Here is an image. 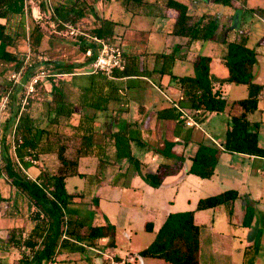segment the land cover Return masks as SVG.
<instances>
[{"label":"crops","instance_id":"obj_1","mask_svg":"<svg viewBox=\"0 0 264 264\" xmlns=\"http://www.w3.org/2000/svg\"><path fill=\"white\" fill-rule=\"evenodd\" d=\"M66 1L53 0L52 2L49 0V7L52 9L53 5ZM72 1L76 0H70V2ZM165 1L144 0L140 5L132 3L128 6H125L121 0H78L74 2L76 7L86 10V14L77 24L82 23L93 28L101 25L103 20L112 21L113 37L120 38L126 56L127 72L123 75L117 76L115 74L113 77H109L93 73L91 71L92 48L83 51L74 37L75 41L67 42L53 38L47 33L44 36L42 48L45 50L46 67L50 73L46 80L45 75L40 76L38 82L41 86V96L33 99L31 106H28L26 111L34 118L37 125L43 128L48 121L50 112L48 101L52 97V92L56 87L61 88L67 101L74 105V113L69 118L70 122L74 125L80 124L78 131L75 127L72 131L77 132L80 137L85 134L91 138L85 148L86 154L81 156L79 161V171L86 174L87 177L76 176L80 179L89 180L92 185L95 182L100 183L103 189L101 187L95 194H98L96 197L101 200L106 194L120 195L124 189L142 194L153 190L154 192L162 190L170 183L168 180L172 176H179L178 180L184 181L187 175L193 174L188 169L198 143L205 141L206 137H212L211 140L220 145V142H217L210 133L208 134L204 125L210 121L212 114L221 112H207L199 115L197 120L189 103L182 97L178 83L172 77V73L178 76L193 74L194 60L197 55L203 54L212 57L210 62L211 73L218 78L226 77L228 70L224 63L223 53H218L222 45L215 39L188 42L187 37L173 34L174 18H171L173 20L171 27L164 28L157 25L155 23L156 18L165 16ZM236 1L239 2L237 4H244V7L257 13H261L262 9L264 10V7L260 5L248 6L247 1ZM157 8L158 13L163 15L157 16ZM31 9L36 19H42V12H40L37 2L32 5ZM126 12L129 14L125 18L124 13ZM189 13L194 16L206 14V12L201 14ZM42 25L45 24L42 22ZM218 33L221 35L220 39L226 37L229 40L239 39L241 36L247 37L248 35V31H240L227 26L221 19ZM88 39L90 38L88 37ZM155 43L156 47H160L158 43L160 45L163 43L161 51L154 50ZM160 52L172 53V62L169 63L170 58H157L156 54ZM216 55L221 58L218 63L215 62L218 58ZM61 63L69 65V71L61 70ZM0 64H2L0 72L5 73L10 69L14 70L13 62L0 61ZM258 83L264 85L262 82ZM232 84L236 83L221 85L222 92L229 102L223 112H228L229 117L240 114L242 108L238 100L247 96L246 85L238 84L241 88L238 91L239 94L231 98L229 91L233 88ZM262 103H264V91L259 102L260 110ZM174 109L184 111L183 120L172 117ZM250 114L253 112L248 115L250 120L260 122V133L261 120L251 119ZM63 119L67 120L64 117ZM189 120H191L190 124L187 123ZM192 121H196L197 124ZM229 122H227L225 131ZM65 130L71 132L69 127ZM116 136L125 141L121 139L116 144ZM127 139H129V143L126 141ZM128 151L131 152L132 159L128 156ZM159 152L163 155H160ZM178 157H183L184 160L178 161ZM221 159L226 161L231 176L230 179L227 176H222L215 167L214 173L217 177H221V180L230 181L222 191L234 188L238 190L239 196L233 202L231 214L227 205L195 210L194 219L200 226V264H264V259L261 257L264 228L260 225L261 218L264 222V157L221 150L217 163H220ZM176 162L178 166L176 172L165 175L159 186L151 185L142 175L148 166H154L155 173H161L164 167L173 166ZM153 163L154 165H152ZM42 164L44 169L48 168L46 160ZM27 172L32 176L30 171L27 170ZM0 176V182L3 183L5 179L8 180L5 175ZM74 186L76 187V184ZM73 192L85 193L83 198L78 199L87 204L88 209L94 207H91L88 200H85L89 192L93 194L91 189L87 191V188H84V190ZM173 201L170 200L171 203ZM6 202L8 207L10 202L8 200ZM197 202L192 209L196 208ZM250 203L254 207V215L251 223L245 226L243 219L246 207ZM141 207L142 209L136 212L138 215L132 217V210L126 206H121L116 212L117 221L112 220L110 223L114 226V230L117 225H120V228L125 230L126 235L131 240L132 231L128 232L127 230L129 228L133 230L131 226L135 222L139 223L138 229L143 228L145 230L146 223L151 222L153 230L147 231L152 232L155 238L157 230L164 223L169 213L185 211H172L164 206V212L157 214L155 206L154 208L149 206L147 209ZM220 208L225 210L227 221L230 224L243 228L241 236L234 233L233 236H236L234 238L231 235H225L223 232L215 231L214 222L216 218L210 220L208 217H203L206 216L204 214H207L204 212L210 210L214 214ZM101 215L103 216L102 210L95 215L96 222L93 224H106L101 219ZM158 216L160 217V224L155 223V217ZM32 226L33 223L30 220L20 223L18 216L0 208V264H15L20 257L19 249L6 240L9 230L22 229L23 235L26 236ZM114 230L110 237L100 239L95 246L84 244L86 248L83 252L66 250L57 254L56 261L52 264H98V261L90 256L91 249L103 252L107 264H115L122 257H136L138 251L148 246L154 239L152 238L143 248L119 254L110 251V246L117 244ZM154 259L161 260L162 264H167L160 258ZM137 263L138 260L134 264Z\"/></svg>","mask_w":264,"mask_h":264},{"label":"trees","instance_id":"obj_2","mask_svg":"<svg viewBox=\"0 0 264 264\" xmlns=\"http://www.w3.org/2000/svg\"><path fill=\"white\" fill-rule=\"evenodd\" d=\"M213 1L225 5L232 2V0ZM74 2H61L53 5L52 9L49 7V0H40L38 5L42 15L51 10L50 18L60 28H64L63 22L77 24L86 14L85 8L76 7ZM121 2L125 6L132 3L140 5L144 0H121ZM164 9L165 15L170 11V16L174 17L173 34L187 37L188 42L215 39L222 45V56L228 70L226 77L214 76L210 66L212 57L203 54L195 58L193 74L178 76L172 73L182 97L189 103L197 120L201 114L226 110L229 102L222 92V84L234 82L245 84L247 88V96L238 100L242 108L241 112L230 117L220 145L212 140L200 141L191 157L188 171L203 178L210 176L215 170L221 150L264 157V146L259 142L260 122L252 121L248 117L249 113L259 109L264 91V85L255 80L256 49L247 44L246 36L234 40L226 37L220 39L221 35L218 33L220 18L215 14L194 16L188 12L187 4L179 0H166ZM16 16H19V23L16 22L18 28L11 23ZM0 19H2L0 61L13 62L15 71L22 68L19 82L0 80V98L8 94L12 103L11 107L9 104L8 115L3 118L2 126L0 125L2 130L0 175H5L16 192L27 200V216L33 223L26 236L23 235L22 229L14 228L9 230L6 240L20 251V257L15 264H52L56 261L57 254L63 251L83 252L86 248L84 244L95 246L100 239L110 237L114 226L110 223L93 224L84 220L87 217L82 216L81 212L84 202L78 198H83L85 193L68 190L69 177L76 175L87 177L79 171V161L81 156L86 154L85 148L91 138L85 134L80 137L77 132L72 131L73 127L78 131L80 124L74 125L70 122L74 105L67 101L61 88L56 87L52 92V97L48 101L49 117L43 128L37 125L28 111L20 112V100L25 93L27 82L37 73L35 67L47 65L46 61L41 60L39 63L32 61V55L30 62H25L28 53L34 56V53L42 48L45 36L42 22L33 16L28 0H0ZM10 23L13 28L8 31ZM111 23L109 19L103 20L101 25L90 28L88 33L114 41L116 38L113 37ZM26 26L28 33L24 31ZM76 43L83 51L92 48V60L97 57L99 48L95 41L81 36ZM156 57L170 58L168 60L170 63L173 54L160 52ZM68 66L61 63V70L69 71ZM126 72L125 67L123 71H116L115 74L119 76ZM0 75H4V72H0ZM32 100L30 97L29 105ZM182 114L184 113L180 109H174L172 117L183 120ZM67 127L71 132L65 130ZM10 129L13 132V152L10 141L6 140V132ZM121 139L124 140L116 136V144ZM126 141L129 143V139ZM27 156L35 158L38 162L26 160ZM49 156L54 157L55 165L53 168L48 166L44 169L42 163L45 157ZM128 156L132 159L130 151ZM183 160V157H178V161ZM177 167L176 162L173 166L164 167L161 173L142 175L151 185L159 186L164 176L176 172ZM238 196V190L230 188L200 198L195 209L169 213L152 242L138 251L136 261L139 258L150 257L160 258L167 264H200V226L194 219L195 210L227 205L231 214L233 202ZM3 199L0 193V201ZM6 211L15 216L23 214L18 208L11 206ZM253 215L254 208L248 204L243 225L248 226ZM145 228L151 231L153 224L147 222Z\"/></svg>","mask_w":264,"mask_h":264},{"label":"rangeland","instance_id":"obj_3","mask_svg":"<svg viewBox=\"0 0 264 264\" xmlns=\"http://www.w3.org/2000/svg\"><path fill=\"white\" fill-rule=\"evenodd\" d=\"M40 0H28V4L30 8H32V5H34L36 2L39 3ZM55 1V0H54ZM187 3L189 12L201 14L203 12L206 13H213L216 16L220 17L222 22L226 23L227 26H231L237 30L240 31H248V39L247 44L257 51V63L255 65L254 73H255V80L257 82L264 83V10L262 9L261 13H257L255 11H252L243 5L237 4L236 0H232L231 4L225 5L218 2H214L213 0H182ZM195 1V2H194ZM242 2H248V6H263L264 7V0H240ZM53 2V0H52ZM66 2H70L67 0ZM159 8V7H158ZM156 9L157 16L163 15L162 13H158L159 10ZM158 10V11H157ZM116 11H114L115 13ZM170 12V11H169ZM168 12L167 15L162 17H157L155 20V23L157 25H160L164 28H168L172 26V19L173 16H170V13ZM116 14V13H115ZM129 13H124L125 18L127 17ZM51 10L45 14L42 15V19H39L41 22H43L45 25L42 26L45 33H47L49 36L53 38H58L62 41H75L71 34L67 31V28H60L55 21H53L50 18ZM19 16H16L14 19L11 20V23H15V28L17 27L16 22L19 23V20H17ZM28 18V16H27ZM28 22V19H27ZM10 23V24H11ZM12 24L9 25L8 31L12 27ZM80 27L85 32H89L90 28L89 25L79 23ZM18 28V27H17ZM27 26L25 27L24 31L27 32ZM28 33V32H27ZM81 37V36H80ZM86 39H88L87 36H82ZM79 37L76 38L78 40ZM182 39V37H181ZM160 47H156V43L154 44V50L161 51L163 47V43L160 45ZM144 47V46H143ZM150 49V47H149ZM44 48H41L39 52H33L32 55V61H35V63H39L41 61L37 53H45ZM218 53H223V51L220 50ZM218 56V55H216ZM26 60V59H25ZM221 58L218 56V58L215 60L216 63L220 62ZM2 64H0V71H1ZM45 70V80L47 79L48 74L50 73V70L44 66V65H37L35 67V71L37 74L42 70ZM227 69V68H226ZM15 70L10 69L7 72L4 73V75H0V80L6 81V82H12L9 80L10 75ZM42 77V76H41ZM40 79V78H39ZM38 79V81H40ZM37 81L35 85V91L31 95L32 99L37 98L38 96H41V86L40 83ZM233 88L229 91L230 97L237 96L238 91L240 88V85L238 84H232ZM243 87V85H241ZM28 88V83L25 86V90ZM24 95V94H23ZM12 106V103H10V107ZM31 105H29L30 107ZM10 110V109H9ZM38 113V112H37ZM251 119H258L261 120V129L259 133V140L261 146H264V103L261 104V110H256L253 112V114H250ZM230 117L228 112H221L219 114H212L210 121L206 122L204 127L208 134L210 133L217 142H221V140L224 138L225 135V128L227 126V122H229ZM2 126V125H1ZM2 133V130H0V135ZM12 129L6 132V140L7 142L10 141L11 143V152H13V135H12ZM212 138V137H211ZM211 138L206 137V142H211ZM160 153V152H159ZM163 155V153H160V155ZM48 162V166L51 168L55 165V160L53 156H49L48 158L44 159ZM236 160V159H235ZM218 162V161H217ZM154 165V163L152 164ZM217 171H220V174L222 176H227L228 179H230V168L228 167L226 161L223 159L220 160V163H217L216 166ZM215 171V170H214ZM154 166L153 167H147L145 171H143V175L145 174H154ZM2 175V174H1ZM1 177V176H0ZM5 179V178H4ZM179 176H172L169 177L168 185L162 190L152 192H144L142 193H134L131 192V190H125L120 195L119 194H106L103 199H98L95 193L100 190L102 187L100 183L95 182L93 185L89 180L86 179H80L78 176H72L68 178L67 180V187L70 192L73 191H80L84 190V188H87V191L93 192V194H90V192L87 194V199L89 202V205L93 207L92 209H88L85 204L83 206L82 210V216L85 217L84 220L87 222H96L95 215L97 212L99 213L100 210L103 211V216L101 215V219L105 223H112V220H116V212L120 209L121 206H126L127 208H130L132 210V217H136L138 214V210L142 209L141 206H143L145 209H147L149 206H152L154 208L156 213H163L164 212V206L168 208V210L176 211V210H189L194 207L196 202L200 197H206L210 196L216 193L221 192L229 183V180H221V177H217L216 174L213 172L210 176L206 178H200L196 176L195 174H189L185 177L184 181L178 180ZM76 184V187L74 186ZM103 189V187L101 188ZM0 193L4 197L3 201L0 203V208L2 210H7L10 206L13 208H18L19 211H21L23 214L18 216L20 218V223H23L26 220H29L27 213V200L20 196L15 188L10 184L8 180L5 179V181L2 183L0 182ZM6 194V195H5ZM128 199V200H127ZM9 201V206L7 207V202ZM101 200V201H100ZM170 200H174L173 203L170 202ZM164 205V206H163ZM249 205H252L250 203ZM253 206V205H252ZM87 208V209H86ZM254 208V207H253ZM105 212V213H104ZM207 214H204L210 218H216L214 222V230L223 232L225 235L233 236V234H237L238 236H241L242 229L240 226L235 227L232 224H230L227 221L226 212L223 208H220L219 210H216V213L213 214L210 210L208 212H204ZM103 217V218H102ZM143 218V214H142ZM23 221H22V220ZM100 219V220H101ZM101 220V221H102ZM160 220V217H155V223L158 224ZM211 222V221H210ZM160 224V223H159ZM262 227L264 228V222L263 218H261ZM133 230L129 228L127 230L128 232L132 231V239L130 240L128 236L125 233V230L120 225H117L115 227V233H116V242L117 244H113L110 246V251H113L115 253L119 254H125L129 250L130 251H136L140 248H143L146 246L152 238H154V234L152 232H149L145 229H138L139 223L135 222L132 226ZM213 230V227H211ZM131 229V230H130ZM234 238L236 236H233ZM263 241L261 245V257L264 259V234H263ZM238 240V239H237ZM90 256L94 258L95 261H98V264H107V260L103 254V252H98L96 250L91 249L90 250ZM96 258V259H95ZM162 264L163 262L158 259L154 258H139L137 264Z\"/></svg>","mask_w":264,"mask_h":264},{"label":"built area","instance_id":"obj_4","mask_svg":"<svg viewBox=\"0 0 264 264\" xmlns=\"http://www.w3.org/2000/svg\"><path fill=\"white\" fill-rule=\"evenodd\" d=\"M65 27L67 28V31L71 34L72 37L77 38L80 36H87L92 41H95L98 44V55L92 62V69L91 71L93 73H100L109 77H113L115 75L116 71H123L126 67V56L124 54L121 40L120 38H116L114 41L108 40L106 38L99 37L97 35H91L80 27L79 24L74 23H64ZM37 56L40 60L45 61L46 56L44 53H37ZM31 60V53H28L26 56V63L30 62ZM22 73V68L19 70L14 71L10 77L9 80L12 81V83H16L20 81ZM45 74V70L42 69L38 74L36 73L34 76L31 77L28 83V88L25 90L24 95H22L20 100V112L26 111L29 106V99L33 92L35 91V85L40 78V76ZM27 85V84H26ZM9 104L10 99L8 94L2 95L0 98V125L2 123L3 118L8 115L9 113ZM183 113L184 111L181 110ZM199 112V110H197ZM193 122V121H192ZM188 124L191 123V120L187 121ZM194 124H197L196 121L193 122ZM22 140L19 138V142ZM14 147V143H13ZM26 160H31L34 163H37L38 161L35 158H31L30 156L26 157ZM136 261L134 256H126L122 257L120 260H118L115 264H134Z\"/></svg>","mask_w":264,"mask_h":264}]
</instances>
